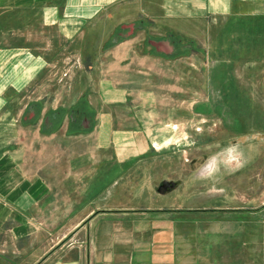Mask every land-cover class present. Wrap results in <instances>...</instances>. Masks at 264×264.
<instances>
[{
    "label": "crops",
    "instance_id": "obj_1",
    "mask_svg": "<svg viewBox=\"0 0 264 264\" xmlns=\"http://www.w3.org/2000/svg\"><path fill=\"white\" fill-rule=\"evenodd\" d=\"M122 23L160 27L157 40L207 39L189 54L264 75V0H0V242L16 246L18 264H264V197L218 199L153 159L160 81L142 76L150 60L176 59L138 55L137 34L104 48ZM67 58L60 95L46 74ZM85 105L88 131L68 119ZM161 180L177 185L158 191Z\"/></svg>",
    "mask_w": 264,
    "mask_h": 264
},
{
    "label": "rangeland",
    "instance_id": "obj_2",
    "mask_svg": "<svg viewBox=\"0 0 264 264\" xmlns=\"http://www.w3.org/2000/svg\"><path fill=\"white\" fill-rule=\"evenodd\" d=\"M123 24L128 23L118 26L122 36L116 34L115 41L108 40L104 48L115 44L119 38L137 34L136 37H141V40L134 51L138 55L156 53L147 40L161 37L163 30L160 27L151 28L158 33L142 34L133 24L132 33L125 35L127 30L120 28ZM167 37L173 46L169 56L176 60L167 62L164 59L162 64L150 60V73L153 75L142 76L155 78L158 74L160 81L154 87L157 106L152 111L154 122L151 124L159 127L150 129L147 140L149 146L152 144L160 149L153 159L166 158L169 175L174 174L172 177L179 179V185L194 182L199 184L195 188L200 192L214 188L213 196L218 199L225 190L227 195L234 197L245 195L248 196L246 198L254 196L253 199H261L264 197V75L256 74L254 70L250 75L236 74L238 69L234 62L237 60H215L204 53L202 58H196L194 53L189 54V51L195 50V45L198 49L207 50V39L200 48L199 44L189 41L179 43L176 35ZM71 63V58L62 59L58 62L60 68L50 69L46 74V83L57 84L60 95L66 92L68 84L64 78ZM97 65V71H101L100 80H103L106 78L105 73L102 75L105 64L101 61ZM145 65L138 60V72L144 71ZM95 70V66L89 68V81L95 80ZM140 73L135 75L140 76ZM67 93L71 94L72 91ZM87 94L88 89L82 92L79 101L86 102L84 98H87ZM60 109L56 108L53 112ZM81 109L82 115L76 117L74 106L70 107L68 119L83 131H88L91 111L86 105ZM84 118L87 120L86 127L79 123ZM44 121H41L42 129L46 125ZM174 184L177 185V182ZM33 253L24 256V261L33 259ZM19 260H22V256L18 254L16 246L0 242V264H18Z\"/></svg>",
    "mask_w": 264,
    "mask_h": 264
},
{
    "label": "water",
    "instance_id": "obj_3",
    "mask_svg": "<svg viewBox=\"0 0 264 264\" xmlns=\"http://www.w3.org/2000/svg\"><path fill=\"white\" fill-rule=\"evenodd\" d=\"M121 29H126V35H130L133 31V24L128 23V24H123L120 26ZM113 41H115V38H113ZM147 43L150 47L154 49V51L158 53H162L165 55H170L173 52V46L170 44V42L167 39H159V40H147ZM32 115V113H31ZM47 118L45 117L44 120ZM85 123H87V120L84 118L82 119V126L86 127ZM174 182L172 181H161L159 186H158V191H164V189L173 187Z\"/></svg>",
    "mask_w": 264,
    "mask_h": 264
},
{
    "label": "flooded vegetation",
    "instance_id": "obj_4",
    "mask_svg": "<svg viewBox=\"0 0 264 264\" xmlns=\"http://www.w3.org/2000/svg\"><path fill=\"white\" fill-rule=\"evenodd\" d=\"M72 120H74V118H72ZM79 123H80V124H82V120H81V121H79Z\"/></svg>",
    "mask_w": 264,
    "mask_h": 264
}]
</instances>
